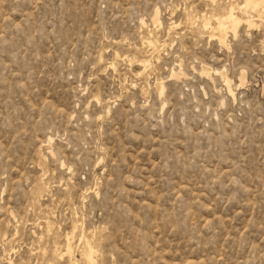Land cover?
Returning a JSON list of instances; mask_svg holds the SVG:
<instances>
[{
	"label": "rangeland",
	"instance_id": "obj_1",
	"mask_svg": "<svg viewBox=\"0 0 264 264\" xmlns=\"http://www.w3.org/2000/svg\"><path fill=\"white\" fill-rule=\"evenodd\" d=\"M233 3L0 0V264H264V22L202 24Z\"/></svg>",
	"mask_w": 264,
	"mask_h": 264
},
{
	"label": "bare ground",
	"instance_id": "obj_2",
	"mask_svg": "<svg viewBox=\"0 0 264 264\" xmlns=\"http://www.w3.org/2000/svg\"><path fill=\"white\" fill-rule=\"evenodd\" d=\"M256 18H257V20H256ZM243 20L244 21L246 20V23L249 27L256 26V23H255L256 21L264 22V0H243L242 4H234L233 3V4L229 5L227 10L223 14H210V16L204 14L202 16V22H203L202 24H203L204 28L207 31H210L211 37H216L220 42H224L225 37H226L228 32L231 31L234 34H236V32H237V30H238V28H239V26ZM153 21L156 25L160 24L158 12H156V15H155ZM172 24L174 25V23H172ZM202 32H203V30H202ZM202 32H200V33H202ZM152 44H153V42L151 40H147V41L144 40L143 41V47L144 48H146L145 46H147L148 48L149 47L152 48L151 47ZM150 51H152V50L150 49ZM143 55H145V54H143ZM134 59H131V60L133 61ZM139 63H140L139 65H141L144 68V70L146 71V69L149 68L150 63H152V62L147 60V59H143ZM142 75H144V74L142 73ZM223 78H224L225 82L229 81L226 77L223 76ZM241 83H244V78H242ZM158 84H159L160 93H162L163 89H164V85L161 82ZM226 84H228V83H226ZM48 228H49V226H48ZM75 228H77V226L74 227V230H75ZM73 233H74V231H73ZM73 233L67 234L66 239H65V241H66V248H65L66 252L63 249L62 250L69 257V264H78V262L76 261V259L74 258V255H73V245H72V241H71ZM83 238H84V236H82L81 241L83 240ZM97 251H99V250L97 249L96 244H94L89 239H87L85 246L83 247L82 252H81L82 258H83V263L84 264H93L95 262V255H96ZM65 253H64V255H65ZM56 257H57V255H56Z\"/></svg>",
	"mask_w": 264,
	"mask_h": 264
}]
</instances>
